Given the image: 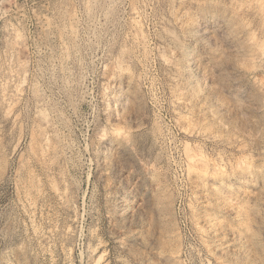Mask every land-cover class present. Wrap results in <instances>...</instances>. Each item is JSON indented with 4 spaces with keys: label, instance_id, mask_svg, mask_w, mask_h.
<instances>
[{
    "label": "rangeland",
    "instance_id": "obj_1",
    "mask_svg": "<svg viewBox=\"0 0 264 264\" xmlns=\"http://www.w3.org/2000/svg\"><path fill=\"white\" fill-rule=\"evenodd\" d=\"M0 264H264V0H0Z\"/></svg>",
    "mask_w": 264,
    "mask_h": 264
},
{
    "label": "bare ground",
    "instance_id": "obj_2",
    "mask_svg": "<svg viewBox=\"0 0 264 264\" xmlns=\"http://www.w3.org/2000/svg\"><path fill=\"white\" fill-rule=\"evenodd\" d=\"M260 52H261V51H260ZM189 59H190V58H189ZM189 59H188V60H189ZM167 60H168V59H167ZM176 67H177V66H176Z\"/></svg>",
    "mask_w": 264,
    "mask_h": 264
}]
</instances>
